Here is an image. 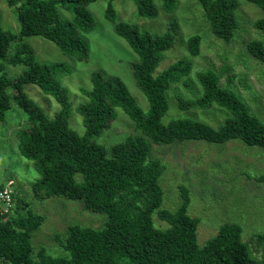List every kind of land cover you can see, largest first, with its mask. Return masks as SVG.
<instances>
[{
  "label": "trees",
  "instance_id": "1",
  "mask_svg": "<svg viewBox=\"0 0 264 264\" xmlns=\"http://www.w3.org/2000/svg\"><path fill=\"white\" fill-rule=\"evenodd\" d=\"M7 1L16 6L21 29L12 33L0 22V120L5 119L13 101L29 115V125L20 128L17 136L20 154L32 160L40 174L32 190L38 197L56 195L80 200L89 210L104 213L107 219L100 228L70 224L65 238H57L69 254L54 256L45 247L35 250L32 237L45 216L35 212L15 190L11 211L0 213V259L7 264H264V233L255 234L254 249L243 240L242 227L235 222L222 224L200 246L197 234L200 218L188 213L190 190L186 185H180L181 201L175 210L162 208L164 192L160 177L166 165L151 156L152 144L184 140L224 143L238 139L264 148V122L251 113L235 92L221 85L220 73L211 68L197 71L202 92L193 98L179 95V107L208 109L218 105L231 116L218 127L192 118L162 121L169 109V89L189 76L193 67L189 58L180 57L157 71L164 53L175 44L177 23L157 33L134 23L117 22L114 0H110L105 15L138 56L131 67L149 107L144 111L138 105L121 77L94 71L92 86L81 89L87 99L77 107L85 126V132L80 134L70 126L69 91L58 79V74L69 71V67L63 62L38 61L33 46L24 38L40 35L79 60L87 59L90 45L84 33L95 28L89 9L95 0ZM134 1L139 15L151 18L159 15L155 0ZM248 1L263 10V16L253 24L264 33V0ZM198 2L212 32L231 41L239 27L236 15L239 1ZM177 3L178 0H163L162 7L171 12ZM59 6L72 10L73 18H62ZM14 41L19 43L9 55ZM201 41L199 34L189 37L190 57L200 55ZM247 49L264 63L263 40L248 41ZM6 62L23 63L26 69L17 77H9L5 72ZM27 83L37 84L57 100L60 107L52 118L25 91ZM117 108L125 111L140 133L128 135L108 148L94 138L112 125ZM259 179L264 181V176ZM3 186L0 183V189ZM154 215L168 226L157 225ZM258 250L260 255L256 256Z\"/></svg>",
  "mask_w": 264,
  "mask_h": 264
},
{
  "label": "rangeland",
  "instance_id": "2",
  "mask_svg": "<svg viewBox=\"0 0 264 264\" xmlns=\"http://www.w3.org/2000/svg\"><path fill=\"white\" fill-rule=\"evenodd\" d=\"M236 15L239 27L231 41L217 37L211 30L205 12L198 0H178L175 9L167 12L163 9V0H155L160 13L157 17L139 15L134 0H114L116 21L137 24L141 29L152 32H165L173 22L178 31L175 44L164 53L157 71L167 68L180 57L192 61L189 76L174 84L168 91L169 109L162 121L167 123L175 118H192L209 123L213 127L221 125L231 113L223 107L214 105L208 109L179 107V98H193L202 92L197 79V71L211 68L221 75L220 83L227 86L243 100L252 114L264 122V63L255 58L247 49L248 41L261 39L264 33L255 28L254 21L263 16V10L248 0H238ZM110 0H95L89 5L95 19V28L84 33L90 45L89 57L79 60L74 55L60 49L53 41L40 36H26L24 41L34 48L38 61L44 63L63 62L69 71L60 72L58 79L69 91L72 110L70 126L78 133L85 132L82 116L77 111L80 103L87 98L82 88L92 86L91 74L101 71L105 75H117L123 79L138 105L144 111L149 103L137 86L131 63L138 59L129 43L119 36L113 22L105 13ZM64 19H72L69 8L59 6ZM0 22L4 29L18 33L21 29L16 6L7 0H0ZM202 36L200 55L190 57L187 40L190 36ZM19 42L14 41L9 55L15 52ZM26 65L6 62L5 72L9 77H17ZM188 81V84L186 83ZM25 91L40 104L52 118L60 105L57 100L44 92L37 84H25ZM117 116L112 125L104 130L94 141L108 148L123 141L128 135L139 134L135 122L122 108H117ZM29 125V115L16 102L5 119L0 120V183L13 180V188L20 197L30 204L45 219L32 237L35 250L45 247L54 256L68 255L58 239H64L70 224L100 228L107 216L85 207L80 200L63 196H36L32 184L40 175L32 160L22 156L18 150L17 131ZM151 156L161 159L165 171L160 177L163 187L162 208L175 210L180 204V185L190 190L188 213L200 218L197 229L198 243L203 246L227 222H235L242 227V238L256 248L255 234L264 233V148L248 145L241 140L232 139L224 143L204 140H184L171 144H152ZM77 178L81 175L78 173ZM155 223L163 228L168 224L154 215ZM252 248V247H251ZM260 255V250L256 251ZM255 254H252L255 257ZM0 264L7 262L0 259Z\"/></svg>",
  "mask_w": 264,
  "mask_h": 264
},
{
  "label": "built area",
  "instance_id": "3",
  "mask_svg": "<svg viewBox=\"0 0 264 264\" xmlns=\"http://www.w3.org/2000/svg\"><path fill=\"white\" fill-rule=\"evenodd\" d=\"M13 180H8L3 188L0 189V213L6 214L11 211L13 203Z\"/></svg>",
  "mask_w": 264,
  "mask_h": 264
}]
</instances>
